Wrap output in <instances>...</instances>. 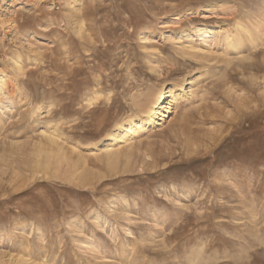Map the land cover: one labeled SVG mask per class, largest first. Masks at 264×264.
I'll return each instance as SVG.
<instances>
[{"label":"rangeland","instance_id":"1","mask_svg":"<svg viewBox=\"0 0 264 264\" xmlns=\"http://www.w3.org/2000/svg\"><path fill=\"white\" fill-rule=\"evenodd\" d=\"M191 263L264 264V0H0V264Z\"/></svg>","mask_w":264,"mask_h":264},{"label":"bare ground","instance_id":"2","mask_svg":"<svg viewBox=\"0 0 264 264\" xmlns=\"http://www.w3.org/2000/svg\"><path fill=\"white\" fill-rule=\"evenodd\" d=\"M248 31L250 30H247V28L241 23H236V25L231 29V31H225V43L232 50H238L243 42L242 35L243 33H245L246 38L248 37L247 41H249V44H252V47H256V45L253 44V35L250 34L251 31ZM184 84H189V82L186 80L179 81L174 86L169 88V90H166L164 86L154 89L151 94H148V98L146 99L145 104H142L141 107H139V111H137V114L131 116L124 122L121 121L118 126L110 132L109 141H107L103 146H101L100 151H102L103 153L106 152L108 155L111 150L115 149L114 152H112L111 154L113 155L114 159H117L118 155H121L120 151L122 148L120 147L131 143L134 138L141 136L148 128H155L157 126L162 125L161 121L165 120L171 106L174 105L179 98H182L186 95V92L184 90ZM125 147L127 149H130L131 145L128 144V146ZM37 158H39L40 160V158L42 157ZM39 160L36 159V161ZM36 165V167H38L40 165L39 162H37Z\"/></svg>","mask_w":264,"mask_h":264}]
</instances>
